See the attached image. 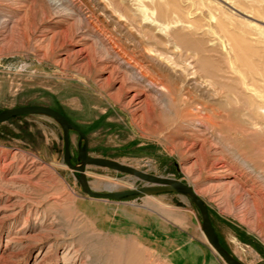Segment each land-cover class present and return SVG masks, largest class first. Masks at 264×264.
I'll return each instance as SVG.
<instances>
[{
  "label": "rangeland",
  "instance_id": "374dc122",
  "mask_svg": "<svg viewBox=\"0 0 264 264\" xmlns=\"http://www.w3.org/2000/svg\"><path fill=\"white\" fill-rule=\"evenodd\" d=\"M28 105L63 113L89 156L192 186L220 244L264 264V0H0V113ZM84 177L97 193L149 185ZM0 264L226 263L182 192L91 198L61 125L34 114L0 125Z\"/></svg>",
  "mask_w": 264,
  "mask_h": 264
},
{
  "label": "water",
  "instance_id": "95a60500",
  "mask_svg": "<svg viewBox=\"0 0 264 264\" xmlns=\"http://www.w3.org/2000/svg\"><path fill=\"white\" fill-rule=\"evenodd\" d=\"M34 114L48 116L61 125L64 132V161L70 169L81 174V183L83 190L91 198L98 200H115L123 202L138 200L147 196H153L163 193L182 192L186 194V196L195 204V206L199 210L201 215L202 231L208 243L219 255V257L226 264H244L240 260L232 256L220 244L216 231L214 229L208 206L199 197V195L195 193L194 189L190 185L177 179L151 175L115 160L89 156L88 142L85 138V135L77 127H75L63 113L48 106L28 105L6 109L0 113V125L14 118ZM71 130L78 132L80 136L85 139L84 147H81L79 150V158L81 160V163L79 165H73L71 161ZM88 166L108 168L120 173L132 175L148 183L149 185L141 187L139 189H131L120 192L108 190L105 193H97L91 190L87 181L85 180L84 173Z\"/></svg>",
  "mask_w": 264,
  "mask_h": 264
},
{
  "label": "bare ground",
  "instance_id": "6f19581e",
  "mask_svg": "<svg viewBox=\"0 0 264 264\" xmlns=\"http://www.w3.org/2000/svg\"><path fill=\"white\" fill-rule=\"evenodd\" d=\"M54 1H56V0H54ZM164 15H163V12L161 11L160 12V18L161 17H163ZM75 18V17H74ZM149 20V19H148ZM85 21H88V20H85ZM81 23H84V22H81ZM156 22L154 21L153 22V24H155ZM160 27V26H159ZM75 36V35H74ZM175 36V35H174ZM5 37V36H4ZM94 38V37H93ZM10 39V38H9ZM178 40V41H177ZM175 44L176 45H179V48H178V52H181L182 50H183V47L180 45V43H181V41H183V39L182 38H180V37H177V34H176V36H175ZM95 42V41H94ZM91 48V47H90ZM92 50V49H91ZM90 50V51H91ZM82 52V51H81ZM98 53V52H97ZM95 54H96V52H95ZM101 54H103V55H109V52L106 50V48H101ZM179 54V53H178ZM79 55V54H78ZM100 60V59H99ZM161 66V65H160ZM123 74V73H122ZM144 75V74H143ZM142 75V76H143ZM145 76V75H144ZM133 78V77H132ZM139 78V77H138ZM137 78V79H138ZM141 79V78H140ZM132 80V79H131ZM145 82V81H144ZM149 83H151V82H149ZM138 84H140V83H138ZM155 84V83H154ZM129 85V84H128ZM156 85V84H155ZM151 86V85H150ZM137 88V84H136V86H134V88ZM139 87V86H138ZM143 88V87H142ZM148 89V88H147ZM153 89V88H152ZM165 90H166V88H165ZM136 93L135 94H133L134 95V98H136V100L137 99H141L142 97H143V95H144V93H145V90L144 89H141L140 87L139 88H137L136 89ZM154 91H155V89H154ZM159 91V90H158ZM169 91V90H168ZM131 92V91H130ZM157 92V91H156ZM134 93V92H133ZM156 94V93H155ZM153 97V96H152ZM140 101H143V100H140ZM139 102V101H138ZM140 103V102H139ZM192 187V186H191ZM196 193V192H195Z\"/></svg>",
  "mask_w": 264,
  "mask_h": 264
}]
</instances>
